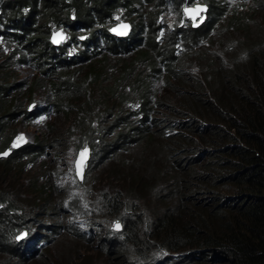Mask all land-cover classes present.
Here are the masks:
<instances>
[{
	"label": "trees",
	"instance_id": "1",
	"mask_svg": "<svg viewBox=\"0 0 264 264\" xmlns=\"http://www.w3.org/2000/svg\"><path fill=\"white\" fill-rule=\"evenodd\" d=\"M183 1L0 0V36L52 79L49 88L62 94L53 105L74 114L73 131L79 141L89 137L99 166L127 155L116 170L130 188L104 194L111 217L134 208L124 221L125 238L92 239L101 243L110 264H264L263 4L253 0L255 8L231 12L226 0H203L211 8L203 25L176 27L158 40L165 24L160 17L170 2L179 7ZM119 20L132 25L127 37L110 32ZM53 29L73 34L79 51L53 46ZM74 65L81 78L70 71ZM21 85L0 81L3 151L21 114L12 96L27 84ZM98 87L102 96L96 101L88 94ZM113 112L109 120L105 114ZM45 143L14 150L0 162L9 166L24 154L46 151ZM141 147L144 159L128 155ZM159 158L163 168L156 165ZM33 189L21 192L31 196L24 202L28 209L21 208L20 192L8 197L0 191V254L23 263L50 252L45 248L59 231L55 220L63 210L48 183ZM150 197L159 208L147 204ZM21 230L26 236L18 238Z\"/></svg>",
	"mask_w": 264,
	"mask_h": 264
},
{
	"label": "rangeland",
	"instance_id": "2",
	"mask_svg": "<svg viewBox=\"0 0 264 264\" xmlns=\"http://www.w3.org/2000/svg\"><path fill=\"white\" fill-rule=\"evenodd\" d=\"M256 1L257 0H255V2ZM263 1L264 0H259L260 5L263 4ZM170 4L171 5L165 10V13L160 17V22L165 21V24L160 26L158 40L161 37L167 38L173 25H180L184 23V19H186L183 14L184 5L175 7L172 2H170ZM183 4H185V1ZM228 5L230 7L229 10L240 12L256 7V3H253V0L241 2L229 0ZM257 10L260 11L261 8ZM203 18L204 16L202 19ZM257 21H259V18H257ZM54 31L55 29H53L51 33ZM65 34L66 39L62 45L67 44L70 48L68 51L76 54L78 48L77 44L74 42V35L69 31H65ZM83 36L86 37V34ZM83 36L79 37L80 42L84 39ZM14 46V44L12 45L8 40L0 36V81H18L19 84H22L21 88L23 85L27 84L26 87L24 89L22 88V90L20 89V91H12V96L16 98L15 102L19 106V109H17L21 110V114L17 116V120L11 124L10 130H8L9 134L10 132L12 133V139H10L12 140L11 148L15 149L13 146V139L18 133H24L26 136L27 142L23 147L35 145L40 141L46 142L45 146L47 144L49 145H47L48 148L46 151L37 154L33 153L30 156L24 154L19 161H15L9 166H4L0 162V191L6 192L8 197H13L15 193L20 194L22 192L31 194L33 191H36L33 189L34 184L48 183L58 191L54 195V201L59 202L61 205L63 204L62 208L67 212L66 214L62 212L60 219L55 220L56 225H63L64 227H62V229L57 227L60 229L59 233L54 234L52 237L54 240L45 248L46 250H50V252L45 257L39 258L41 260L35 259L24 263L43 264L44 261L42 259H45L47 261H52L48 263L45 261L44 264H108V257L101 247L98 246V243H87L79 235V232L80 229L83 230L87 228V221L99 217V215L95 213L94 202L98 199L97 196L100 191L103 189H113L117 191L128 187L127 185L130 181H122L117 175L118 173L116 170V167L122 164L121 160L126 158L127 155H121L119 158L117 157V160L119 159L118 161L112 160L101 169L99 168V159L93 158L92 153H89L88 160L84 166V177L83 180L80 181L76 176V161L89 143V137L82 139V148H80L77 143L82 141H79L78 133L73 131L77 129V125L73 122L74 114L70 116L66 115V112L61 110L59 106L56 104L53 105L55 103L54 99L57 97L61 98L62 94L60 93V95H57L54 89H50L51 87L49 88V86L52 79L41 74V70L36 66V63H31L29 59L26 61L23 54L19 51L17 52ZM7 57H9L10 62L6 61ZM109 59L111 63L114 64L115 57L111 56ZM77 67V65H74L70 71H76ZM76 72V79L83 76L82 72ZM77 82L80 81L78 80ZM153 85L156 88H163L161 81H156ZM31 86L35 87L34 92H27ZM109 86H111V83ZM100 90L99 87L91 89L88 97L99 101L100 95L102 96ZM63 94H65V91ZM128 104L129 107L132 106V102ZM98 108H103L102 104L98 106ZM24 110H27L28 114H25ZM114 114L115 112L110 114L106 113L105 115L111 120ZM92 126L96 130L97 128L99 130V120H94ZM155 148L158 149L159 147L155 145ZM142 149L143 147H141L137 153L132 151L128 155H137V158L144 159L142 157ZM1 152L5 151L0 150V153ZM11 154L12 153L4 158L0 157V160L8 159ZM145 158H147L145 161L148 162L146 164H149L151 156L148 155ZM163 159H166V157L164 156ZM161 164L162 160L159 158V162H156V165L157 167L163 168L164 166ZM132 168L133 167H131V169ZM21 194L19 197L21 201L23 200L21 208L28 209L24 202L30 201L31 196ZM150 198L152 202L147 201V204H150V206L153 204L152 208H159L160 202L158 200L154 201L152 197ZM43 199H45V196ZM75 200L79 201L75 202ZM80 202H82L81 205ZM177 202L176 200L172 201L171 206L175 208V206L178 205ZM46 220L48 223L52 221L51 216H47ZM24 263L19 261V259H10L8 256L0 254V264Z\"/></svg>",
	"mask_w": 264,
	"mask_h": 264
},
{
	"label": "clouds",
	"instance_id": "3",
	"mask_svg": "<svg viewBox=\"0 0 264 264\" xmlns=\"http://www.w3.org/2000/svg\"><path fill=\"white\" fill-rule=\"evenodd\" d=\"M185 1V0H184ZM183 1V2H184ZM241 1H246V0H237V2H241ZM182 4L181 5H184V9H183V14L185 16L186 19H184V23L182 24H174L173 25V28L172 30H174L176 27L178 28H186L187 26H190L192 28H198L199 26L203 25L205 23V21L207 19H209L210 17V11H211V8L210 6L203 2V0H186L185 1V4ZM228 2L229 0H226L225 1V4L228 5ZM193 3H196V4H193ZM171 5V4H170ZM169 5V6H170ZM229 6V5H228ZM264 8V1H263V6ZM230 8V7H229ZM188 10H191V11H188ZM228 11H234V12H239V11H236V10H228ZM246 11V10H245ZM180 14L182 15V12L180 11ZM204 16V18L202 19V17ZM125 21V20H123ZM121 22V21H119ZM128 22V21H126ZM167 22V21H166ZM118 23V22H117ZM116 23V24H117ZM130 25L131 23L128 22ZM115 24V25H116ZM170 24V23H169ZM113 25L111 28H110V32L112 33V28L115 26ZM167 27V26H166ZM131 29H132V25H131ZM171 30V31H172ZM131 32V30H130ZM129 32V34H130ZM217 32H214V34L216 35ZM113 34V33H112ZM128 34V35H129ZM114 36L116 37H127L128 35H124V36H117L115 34H113ZM53 36V32L51 33L50 35V40ZM64 42V41H63ZM63 42L60 44L62 45ZM208 42V41H207ZM51 43L53 44V46H60V45H55L52 40H51ZM177 44H181V41ZM230 46H232V43L230 44ZM182 50L184 51H187L186 48H183ZM79 51V49H78ZM71 54V52H68ZM183 56V55H181ZM223 58V57H222ZM20 133L17 134V136L13 139V146L15 147V149H12L11 148V145L8 149L5 150V152H1L0 153V157L1 158H4V157H7L9 156L10 153H12L14 150H19L21 148H23V146L26 144L27 142V139H26V136H25V139L26 141L23 143V144H20L17 146L16 142H15V139L18 137ZM12 142V140H11ZM80 148H82V146H80ZM83 155L81 154L77 161H76V176L77 178L81 181L83 180V177H84V166H85V163L87 162L88 160V157H89V153L92 155H94L91 147L87 144L86 147L83 149L82 151ZM4 153H8V155H4ZM111 162V161H110ZM109 163V162H108ZM106 165V164H105ZM99 166V168L103 169V167L105 166ZM81 172V174L79 173ZM124 189H120V190H105L103 189L102 191L99 192V195L97 196L98 199L94 202V210H95V213L97 215H99V217L97 219H90L89 221H87L86 225H87V228L86 229H83L81 230L80 229V232H79V235L89 244H93V243H98V246L102 247L101 246V243L100 242H97L96 241H93L92 239L96 236H100V237H103V238H106V239H109L110 237H114L115 239H118V240H122L123 238H125L123 235V232H124V221L128 218V214H131V210L134 208H123V213H118L116 214L115 216L111 217V214H107V210L104 208L105 205H104V194H108V195H113V194H120L122 193ZM121 191V192H120ZM130 200L133 202V204H138V202L136 201V199L134 198H130ZM129 200V201H130ZM138 200V199H137ZM157 200V199H155ZM154 200V201H155ZM76 201H79V200H75ZM128 201V202H129ZM139 201V200H138ZM139 203L142 205L141 208H144L146 207V202H144V200H140ZM82 204V202H80V205ZM69 205V204H68ZM148 207V206H147ZM70 210V209H69ZM65 211V214L67 213L66 210H62L61 213L63 212L64 213ZM71 211V210H70ZM133 213H135L133 211ZM132 213V214H133ZM62 216V214H61ZM133 216V215H132ZM143 218H146V220H149V217H148V212H144V217ZM103 224V225H102ZM56 225V224H55ZM58 227H60L58 225ZM62 227H64L62 225ZM62 227L60 229H62ZM57 228V227H56ZM59 231L60 229L57 228ZM58 231V233H59ZM25 232L26 233V230H21V232L19 233L18 237L20 236L21 233ZM108 236H107V235ZM26 236V234L24 235V237ZM53 236H54V233H53ZM52 236V237H53ZM54 239L52 238L50 242H52ZM102 249V248H101ZM103 250V249H102ZM103 252L106 254V256L108 257V264L109 263V255L105 252V250H103ZM176 255V254H175ZM28 261H31V260H28ZM23 263V262H22Z\"/></svg>",
	"mask_w": 264,
	"mask_h": 264
},
{
	"label": "water",
	"instance_id": "4",
	"mask_svg": "<svg viewBox=\"0 0 264 264\" xmlns=\"http://www.w3.org/2000/svg\"><path fill=\"white\" fill-rule=\"evenodd\" d=\"M130 24L128 22H122V23H119L117 24L116 26H114L112 28V32L117 35V36H124L126 35L127 33H129L130 31ZM65 39V36H63L61 34V32H57L56 34H54L51 38L52 42L55 44V45H59L60 42H62L63 40ZM23 138V139H20V138ZM26 141L25 139V136L23 133H20L18 135V137L15 139V142L18 145L20 144H23L24 142ZM81 174V172H79Z\"/></svg>",
	"mask_w": 264,
	"mask_h": 264
},
{
	"label": "snow or ice",
	"instance_id": "5",
	"mask_svg": "<svg viewBox=\"0 0 264 264\" xmlns=\"http://www.w3.org/2000/svg\"><path fill=\"white\" fill-rule=\"evenodd\" d=\"M188 11H191V10H188ZM20 139H23L22 137ZM4 155H8V153H4ZM83 155V154H82Z\"/></svg>",
	"mask_w": 264,
	"mask_h": 264
}]
</instances>
